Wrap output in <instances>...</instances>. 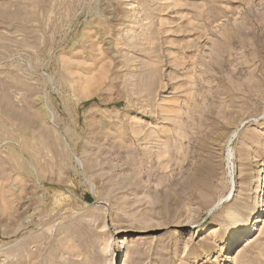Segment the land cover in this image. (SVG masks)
Wrapping results in <instances>:
<instances>
[{
	"label": "rangeland",
	"instance_id": "374dc122",
	"mask_svg": "<svg viewBox=\"0 0 264 264\" xmlns=\"http://www.w3.org/2000/svg\"><path fill=\"white\" fill-rule=\"evenodd\" d=\"M0 264H264V0H0Z\"/></svg>",
	"mask_w": 264,
	"mask_h": 264
},
{
	"label": "bare ground",
	"instance_id": "6f19581e",
	"mask_svg": "<svg viewBox=\"0 0 264 264\" xmlns=\"http://www.w3.org/2000/svg\"><path fill=\"white\" fill-rule=\"evenodd\" d=\"M259 199V198H258ZM262 211H261V209H260V207L258 206L257 208H255V210L253 211V213L250 215V219L252 218V222L253 221H255V220H257V219H259L261 216H262ZM252 216V217H251ZM252 222H250L249 220L246 222V223H244L243 225H242V227H241V229H240V231H239V234H240V236H241V238H243L245 235H246V233L247 232H251V230H252ZM246 228V230H245V228ZM251 238H249V239H247L243 244H244V246L245 247H247V246H249L250 245V243H251V240H250ZM232 243H233V240H231L230 241V245H232ZM235 244V243H234ZM251 246V245H250ZM244 247V248H245ZM241 254V251H239L238 252V255H240Z\"/></svg>",
	"mask_w": 264,
	"mask_h": 264
}]
</instances>
